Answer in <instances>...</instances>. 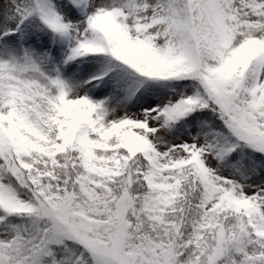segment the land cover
Wrapping results in <instances>:
<instances>
[{"label": "snow or ice", "instance_id": "1", "mask_svg": "<svg viewBox=\"0 0 264 264\" xmlns=\"http://www.w3.org/2000/svg\"><path fill=\"white\" fill-rule=\"evenodd\" d=\"M0 264H264V0H0Z\"/></svg>", "mask_w": 264, "mask_h": 264}]
</instances>
